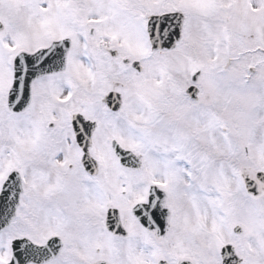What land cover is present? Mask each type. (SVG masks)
<instances>
[{"label": "snow or ice", "instance_id": "1", "mask_svg": "<svg viewBox=\"0 0 264 264\" xmlns=\"http://www.w3.org/2000/svg\"><path fill=\"white\" fill-rule=\"evenodd\" d=\"M0 264H264V0H0Z\"/></svg>", "mask_w": 264, "mask_h": 264}]
</instances>
